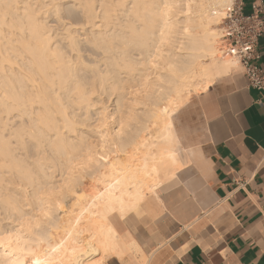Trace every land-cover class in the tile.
Returning <instances> with one entry per match:
<instances>
[{
    "label": "bare ground",
    "instance_id": "obj_1",
    "mask_svg": "<svg viewBox=\"0 0 264 264\" xmlns=\"http://www.w3.org/2000/svg\"><path fill=\"white\" fill-rule=\"evenodd\" d=\"M151 2L156 0H0V188L4 190L0 192V200L6 197L15 200L17 196L23 197L24 200L25 193L22 195L17 192L16 180L22 182L23 186L31 185L33 176L32 171L30 172L28 167L25 168L26 165L22 166L23 163L17 158L9 143L11 137L15 136L19 144L24 143L25 136L34 138L38 148L35 153L40 152L43 156H48L50 142L57 139L82 147L86 133L84 136L70 133L75 129L76 122L73 119V123L72 117L75 113H80L79 111L88 113L89 107H92L91 95L101 94L99 91L102 90L105 92V84H110L108 90L111 92L110 81L115 79L117 63L130 65L134 73H131L132 78H135V67L140 65L138 79H148L149 83L159 85L155 91L162 99H158L155 106L147 104V109H139L143 111L141 117H144L136 135L132 136L127 130L125 136L120 137L117 129L112 127L114 132L110 131L113 132L111 138H107L102 129L100 130V146L97 143L100 152L93 150L97 155H92L94 161L101 154L105 159L100 166L95 165L98 167V173L94 180L90 179V190H86L88 186L85 184L84 189L89 190L90 194L86 192V196H83L80 191V197L75 195L78 200L74 197L65 198H74L72 205L77 208L70 210L68 207L70 212L55 209V223H49L47 232L51 246L55 247L63 242L59 256L68 258L70 263L66 264H72L76 260H79L80 264H102L100 260L104 253L115 252L114 255L121 258L127 255L128 250L124 247L126 244L122 236L118 232L109 234L107 231L112 224L102 219L104 201L117 198L126 204L144 201L148 194H155V190L173 176L183 163L182 149L174 134L172 119L168 121L171 127L169 131L164 128L163 120H156L153 114L168 107L169 116H173L187 102L190 92L207 88L216 78L227 74L234 63L233 58L221 55L215 27L213 28L221 22L223 8L218 5L222 4L223 0H195L191 15H180L178 11L171 13L169 28L172 29L173 35L169 37L166 32L163 43L158 31L160 21L155 20L152 9L145 10L143 7ZM174 2L187 4L188 0ZM132 3L139 4L140 7L132 9ZM68 4L74 6L70 12L64 7ZM124 4L128 7L121 6ZM187 11L185 8V12ZM128 13L132 14L131 17ZM136 19L144 21L143 32H137L132 26L130 21ZM201 59L205 61L201 62ZM86 63L88 65H85ZM125 80L127 82L128 79ZM85 81L88 82V87L85 86ZM115 85L117 87V84ZM161 87L163 91L160 90ZM119 95L121 98V93ZM125 95L124 98L128 95L126 91ZM127 100L129 101L128 97ZM131 102L133 101H130V105ZM101 111L96 115L97 127H105L106 119H113L112 124L119 128V115L114 117L118 110L108 112L105 108ZM123 119L126 120L127 116ZM105 130L108 128H104ZM87 132L90 136L92 131ZM169 135L175 140L171 145L172 159L168 161V154L165 153L166 164L160 167L150 161L149 169L156 168V171L147 174L144 170V159L150 147L153 144H165L164 138ZM95 136L93 138L97 137ZM78 137H81L80 140ZM90 143H93V146L96 144L94 140ZM90 150L92 151L91 148ZM138 151L139 157H136L134 152ZM45 156L40 158L50 159ZM159 159L157 156V161ZM39 161V171L44 172L47 170V163L44 161L45 167H41ZM4 173H10L8 180L2 176ZM6 181L12 187L7 186ZM23 186L21 187L24 188ZM44 247L47 248L48 243H45ZM9 251L10 249L1 246L0 258Z\"/></svg>",
    "mask_w": 264,
    "mask_h": 264
},
{
    "label": "crops",
    "instance_id": "obj_2",
    "mask_svg": "<svg viewBox=\"0 0 264 264\" xmlns=\"http://www.w3.org/2000/svg\"><path fill=\"white\" fill-rule=\"evenodd\" d=\"M242 1L264 15L262 0ZM257 52L264 74L263 38ZM235 62L173 114L183 116L172 120L183 163L146 196L147 222L117 231L128 253L106 264H175L174 245L186 253L181 264H264V92Z\"/></svg>",
    "mask_w": 264,
    "mask_h": 264
},
{
    "label": "snow or ice",
    "instance_id": "obj_3",
    "mask_svg": "<svg viewBox=\"0 0 264 264\" xmlns=\"http://www.w3.org/2000/svg\"><path fill=\"white\" fill-rule=\"evenodd\" d=\"M262 3H264V0H262ZM121 6L128 7L127 4ZM194 6L195 0H188L187 4L176 3L174 0H156V2L143 5L145 10L152 9V15L155 20L160 21L158 31L162 38V43L166 32L169 37L173 35L172 29L169 28L170 14L178 11L180 15H191ZM64 7L70 12L74 6L68 4ZM138 7H140L139 4H131L132 9H137ZM218 7L225 10L223 28H232L228 12L230 7L234 8V2L230 5V0H223V3L218 5ZM185 8H187V12H185ZM128 15L131 17L132 14L128 13ZM130 22L137 32L144 31V21L136 19ZM261 27L264 30V25ZM231 52L235 54L236 49H232ZM116 67L120 71L125 72L133 70L130 65L122 66L119 63L116 64ZM85 86L88 87L87 81H85ZM158 86L155 83H149L148 79L138 81L137 85L133 87V94L138 97L135 102L137 106H139L140 98L144 99L146 105L152 104L155 106L157 100L162 99V97H158L155 91ZM160 90L163 91V88L161 87ZM169 113L170 109L164 107L162 111L154 113L153 116L158 121L163 120L164 128L171 131V127L168 124L169 119L174 121L182 120L183 116L178 113L170 117ZM124 115L127 116V119L119 120V128L117 129L120 137H124L128 126L135 123L134 108H127ZM164 139L165 144L159 146L153 144L145 156L144 170L147 174L156 171V168L149 169L150 161L160 167L166 164L165 153L168 154V161L172 159L173 149L171 145L175 142L174 137L169 135ZM145 146H147L146 142ZM49 148V154L58 165L59 175L51 177L47 174L48 170L37 172L33 175L30 185L32 193L30 202L24 201L23 197H17L15 200L11 197H6L0 200V213H3L4 221L0 225V246L10 249L4 257L0 258V264H66L64 258L59 256V252L63 248V242L55 247L51 246L47 232L49 222L54 214L53 210L59 207L58 201L68 197H75L76 192L85 180L95 179L98 167L93 165L100 166L105 157L101 154L94 161L91 150L85 152L82 147L77 146L75 143L60 139L50 142ZM157 156L160 157L159 161H157ZM251 175L250 172L249 177ZM260 175H264V165L260 168ZM149 190L151 191V188ZM259 191L264 193V187L260 188ZM255 192L256 190L253 189V193ZM259 203L264 204V199H261ZM102 207V219H106L112 224L111 227L107 228L109 234L123 231L124 229L132 232L142 223L147 222L146 200L128 202L126 204L123 200L117 198L116 200H105ZM261 228L264 229V224L261 225ZM124 236L126 237L127 233H124ZM45 243H48L47 248L44 247ZM180 243L184 244V241L181 240ZM187 246L185 244V248ZM124 247H127V245H124ZM174 247L177 253L173 258L175 264H181V257L186 261V253L181 250L180 245H174ZM82 258L83 256L81 255ZM72 264H80V261H73Z\"/></svg>",
    "mask_w": 264,
    "mask_h": 264
},
{
    "label": "rangeland",
    "instance_id": "obj_4",
    "mask_svg": "<svg viewBox=\"0 0 264 264\" xmlns=\"http://www.w3.org/2000/svg\"><path fill=\"white\" fill-rule=\"evenodd\" d=\"M232 0H230V2H231ZM52 25V24H51ZM219 25L220 24H218V25H214L213 26V28H214V30H215V33L217 34V40H218V42H219V44H220V40H219ZM219 49H220V45H219ZM226 58H228V57H226ZM204 60V59H203ZM202 59H201V62H204ZM85 65H88L87 63L85 64ZM149 65V64H148ZM123 66V65H122ZM137 67H139V68H137ZM143 67V66H142ZM145 67H148V66H145ZM234 68H236V67H239L238 66V64L236 63L234 66H233ZM136 69H135V71L134 72H136L135 73V78H132L131 77V73L134 75V73H133V71L132 72H130V71H127V72H125V71H120L118 68H116V70H118V71H116V74H115V79H114V81L112 82V81H110L111 82V85H112V87H111V92H109V90H108V86L110 85H108V84H105L104 85V88H106V90H105V92L106 91H108L109 93H105L104 92V90H102V91H99V92H102L101 94H98V93H96V94H92L91 95V103H92V107H89V111H88V113H90V114H88V113H85V112H87V111H79L80 113H75V116L74 117H72V121H73V119H74V121H76L75 122V124H74V127H75V129L73 130V131H69L70 133H73L74 135L76 134V135H85V133H86V135H85V138H83V140H84V143H85V141H88V146H86L87 144L85 143H81V146H82V148H83V150L85 151V152H87L86 150H90V148L92 149V151H91V153L92 154H94L93 153V150L94 151H97L96 153H98V152H100V148L98 149V147L100 146V142L98 141V136L100 135V132L102 131V132H104L105 134H106V136H107V138L110 136V138H111V134L114 132L113 131V129H118L117 127H116V124L114 125V123L112 124V122L114 121L113 119H110V121H108L107 119H106V124L104 125L105 127H97L98 125H96V123H97V121H98V117L96 116L98 113H100V111H101V109L102 110H105V108L107 109V111L108 112H111V111H113V109H116V110H118V113H115V115H114V117H118V115H119V118H118V120H121V119H123V118H125L126 117V115H124L123 116V114H124V112H125V108H134L135 110H134V112H135V114L136 115H138L139 113V115H138V117H136V115H135V123L134 124H132V126L131 125H129L128 126V129L127 130H129V134H133L132 136H134V135H136V130L138 129V127H140V125L143 123V122H141V119H143V117L144 116H142L141 117V112H143V111H140V110H144V109H147V105L145 104V102L143 101V100H141L140 101V103H139V105L141 106V107H145V108H142L141 109V107H136L137 106V104L134 102L135 100L137 101L138 100V97H136L134 94H133V90H131V89H133L132 88V86L134 87V85H136V83L138 82V80H140V79H138V77H139V75H140V65L138 66H136L135 67ZM137 70H139L138 72H137ZM120 73V75H119V73ZM125 74H123V73ZM118 73V74H117ZM122 73V74H121ZM130 73V74H129ZM128 74H129V76H128ZM127 75V76H126ZM132 75V76H133ZM123 77V78H122ZM128 77V78H127ZM129 77H130V80H129ZM120 78H122V79H120ZM137 78V79H136ZM125 79H128L127 80V82H126V80ZM135 79V80H134ZM122 80H124V81H122ZM128 81H130V84H129V82ZM134 81H137V82H135L134 83ZM117 82V83H116ZM121 82H122V85H121ZM112 83H114V84H112ZM121 85H119V84ZM115 84H117V87H119V88H117L116 87V85ZM126 86L127 85V87H122V86ZM131 85V86H130ZM113 88V89H112ZM116 88V89H115ZM121 88V89H120ZM122 88H124V89H122ZM126 88H129L128 90H126ZM115 89V91H117V92H115V91H113ZM201 89L202 88H199V89H197L195 92L194 91H192V92H190L187 96H188V99H187V101L194 95V94H196L197 92H199V91H201ZM121 90V91H120ZM123 90V91H122ZM131 92H130V91ZM120 91V92H119ZM125 91H126V94H128L127 95V97H128V99H129V101L127 100V97H125L126 98V100H123V99H125L124 98V96H126L125 95ZM122 92L124 93V94H122ZM128 92H130V94L128 93ZM114 93V94H113ZM119 93H121V95H122V97L120 98V95H119ZM98 95V96H97ZM109 95H111V96H109ZM101 96V97H100ZM118 96V97H117ZM131 96L133 97V98H131ZM134 96L136 97V98H134ZM109 97V98H108ZM117 97V98H116ZM131 99H133V100H131ZM99 99L100 100V102H99V100L97 101V99ZM96 99V100H95ZM118 99H120V100H118ZM123 101H122V100ZM93 100H95V101H93ZM119 102V104H121V105H119L118 104V102ZM113 101H115V103L113 102ZM122 101V102H121ZM128 101V102H127ZM130 101H133V102H131V105H130ZM98 102L100 103V104H98ZM111 102H113V104H111ZM117 102V103H116ZM142 102V103H141ZM143 102H144V106H143ZM95 103H96V105H95ZM124 103V105H122ZM118 106H117V105ZM142 104V105H141ZM94 105V106H93ZM101 105H102V107H101ZM111 105V106H110ZM115 105V106H114ZM126 105H127V107H126ZM133 105H136V106H134L133 107ZM106 106V107H105ZM118 108H117V107ZM125 106V107H124ZM108 107V108H107ZM113 109H112V108ZM116 107V108H115ZM121 107H123V109L121 108ZM104 108V109H103ZM98 109H100V111H98ZM140 109V110H139ZM107 111L105 112V111H103V113L105 112V113H107ZM121 111V112H120ZM123 111V112H122ZM102 112V111H101ZM85 113V114H84ZM120 113H121V115L122 116H120ZM87 114V115H86ZM85 115V116H84ZM89 115V116H88ZM82 117V118H81ZM88 117V119H86V118ZM120 117H121V119H120ZM81 118V119H80ZM139 118V119H138ZM76 119V120H75ZM89 119H90V121H89ZM97 119V120H96ZM82 120H84V121H82ZM88 120V121H87ZM113 120V121H112ZM138 120V121H137ZM74 121H73V123H74ZM107 121H108V123H107ZM82 122H85L86 124H83ZM88 122V123H87ZM81 123H82V125H81ZM109 123H110V125H109ZM111 124H112V126H111ZM86 125V126H85ZM90 125V126H89ZM94 125H96V126H94ZM111 126V127H110ZM135 126V127H134ZM112 127H113V129H112ZM131 127V128H130ZM90 128V129H89ZM97 128H98V130H97ZM104 128H108V130H105L104 131ZM88 129V130H87ZM102 129V130H101ZM112 129V130H111ZM66 131L65 132H67V129H65ZM101 130V131H100ZM126 130V131H127ZM80 131V132H79ZM82 131H85V132H82ZM87 131H92L91 133H90V136H89V132H87ZM97 131V132H96ZM110 131H113V132H110ZM107 132V133H106ZM128 132V131H127ZM81 133V134H80ZM84 133V134H83ZM88 133V134H87ZM94 134V135H93ZM98 134V135H97ZM110 134V135H109ZM97 137H96V136ZM96 137V138H93V137ZM80 138L81 137H78V139L80 140ZM91 138V139H90ZM93 138V139H92ZM93 140H94V143H96V144H94L95 146H93V143H90V142H93ZM96 140V141H95ZM82 141V140H81ZM23 144H19V141L17 140V139H15V136L14 137H11L10 138V140H9V143H10V145H11V147L13 148V150H14V152L16 153V155H17V158L19 157V159H20V161L23 163L22 164V166H24L25 167V165H26V167L25 168H29V171L32 173V175H35L37 172H41V171H39V166H37V162L39 161V158L40 157H42L43 155H41L40 154V152H38V153H35V151L37 152V150L36 149H38L37 148V143L34 141V138H32V137H27V136H25L24 138H23ZM97 143H99V146L97 147ZM44 144V143H43ZM46 144V143H45ZM44 144V145H45ZM83 145H85V146H83ZM89 146H90V148H89ZM94 147V149H93V147ZM95 147H97V148H95ZM47 148V147H46ZM45 148V149H46ZM86 148V149H85ZM48 149V148H47ZM46 149V150H47ZM98 149V150H97ZM107 150V149H106ZM49 153H50V149H48L47 150ZM106 152V151H105ZM49 153H47V155L48 156H45V157H49L50 159H48V160H42V158L44 157H42V158H40V160L41 161H39V162H41V167H45L48 171H47V173L49 174V176H51V177H56V176H58L59 175V170H58V165L56 164V162L53 160V158L51 157V155L49 154ZM94 154V156H96L97 154ZM134 153H136L137 155H136V157H139V151L138 152H134ZM36 154H38V156L36 155ZM41 156H40V155ZM93 156V157H94ZM131 158H134V157H131ZM52 159V160H51ZM45 161V162H44ZM43 162L44 163H47V164H45V166H44V164H43ZM51 162V163H50ZM94 167H96L95 165H93ZM38 167V168H37ZM27 168V169H28ZM43 172V171H42ZM98 173V172H97ZM97 173H96V175H97ZM0 176H1V174H0ZM2 176L6 179V180H8V178L10 177V173H4V174H2ZM95 178H96V176H95ZM90 180V179H89ZM89 180H85L83 183H82V185H81V188L76 192V196H77V198L78 197H80L81 195H83L84 196V194L86 193V194H90V188H91V184L89 185V183L90 182H92L91 180L89 181ZM94 180V179H93ZM18 181V182H17ZM7 182V186H11L9 183H8V181H6ZM16 182H17V184H16V189H17V192H21V194L23 195L24 193L26 194H24V201H28L29 199H31V196H30V194H32L31 193V191H30V185H21V184H23L22 182L20 183L19 182V180H16ZM85 184H86V187H85ZM88 184V185H87ZM21 186H23L24 188H22ZM84 186V187H83ZM12 187V186H11ZM84 188H86V190L87 189H89L88 191H85V189ZM19 190V191H18ZM83 190V191H82ZM82 192V194H81V192ZM85 191V192H84ZM92 192H93V189L91 190ZM95 191V190H94ZM0 192H4V190L2 189V188H0ZM89 192V193H88ZM79 193L81 194L80 196H79ZM86 194H85V196H86ZM151 194V193H150ZM149 195V194H148ZM147 195V196H148ZM76 196L74 197L75 199H76ZM17 197H20V196H17ZM27 197V198H26ZM72 198V197H71ZM71 198L68 200V199H63V200H60V201H58V203H59V207H57V208H54V214L52 215V217H51V220H50V222L49 223H51V222H53V223H55V221H54V219H53V216L54 215H56L57 214V211L55 210V209H58V210H61V211H68V212H70V210L73 208H77V207H75L74 205H72V203H74V198L71 200ZM82 198V197H81ZM89 198V196L88 197H86V199H88ZM71 200V201H70ZM76 200H78V199H76ZM79 200H80V198H79ZM67 201V202H66ZM73 201V202H72ZM69 203H71L70 205H72V207H70L69 206ZM74 206V207H73ZM60 207H62V208H60ZM70 208V210H68L69 208ZM65 211V212H66ZM65 212H62V213H65ZM76 213V212H75ZM3 213H0V225H2L3 224ZM53 229H54V227H52ZM56 229V228H55ZM56 231V230H55ZM57 232H59L58 230H57ZM1 247V246H0ZM112 257H114V258H118V259H120V260H122L123 258H121V257H118L117 255H114V254H111V253H104L103 254V257H102V259L100 260L101 261V263L102 264H106V261L109 259V258H112ZM64 260H65V262H67V263H70V261L68 260V258H64Z\"/></svg>",
    "mask_w": 264,
    "mask_h": 264
},
{
    "label": "built area",
    "instance_id": "obj_5",
    "mask_svg": "<svg viewBox=\"0 0 264 264\" xmlns=\"http://www.w3.org/2000/svg\"><path fill=\"white\" fill-rule=\"evenodd\" d=\"M233 2L234 8L230 7L228 12L232 22L230 29L223 28L225 10H222L218 30L221 55L233 58L242 69L249 85L264 92V74L255 64L260 58L257 47L260 40L264 39V30L261 27L264 25V15H259L255 8L251 12H244L242 0H232L230 5ZM232 49H236L235 54L231 52Z\"/></svg>",
    "mask_w": 264,
    "mask_h": 264
}]
</instances>
